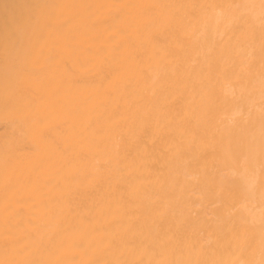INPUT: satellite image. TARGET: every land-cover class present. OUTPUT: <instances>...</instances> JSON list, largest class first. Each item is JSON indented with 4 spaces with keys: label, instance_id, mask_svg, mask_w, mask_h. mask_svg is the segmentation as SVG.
I'll list each match as a JSON object with an SVG mask.
<instances>
[{
    "label": "bare ground",
    "instance_id": "bare-ground-1",
    "mask_svg": "<svg viewBox=\"0 0 264 264\" xmlns=\"http://www.w3.org/2000/svg\"><path fill=\"white\" fill-rule=\"evenodd\" d=\"M0 264H264V0H0Z\"/></svg>",
    "mask_w": 264,
    "mask_h": 264
}]
</instances>
